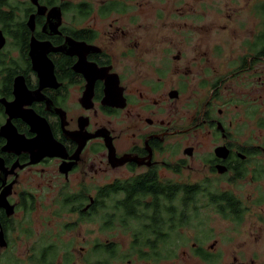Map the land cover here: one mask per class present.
I'll return each instance as SVG.
<instances>
[{
  "label": "flooded vegetation",
  "instance_id": "obj_1",
  "mask_svg": "<svg viewBox=\"0 0 264 264\" xmlns=\"http://www.w3.org/2000/svg\"><path fill=\"white\" fill-rule=\"evenodd\" d=\"M220 3L0 0V264H264V220H254L263 206L208 180L191 203L199 184L175 179L192 168L199 137L215 141L203 175L256 176L253 159L264 157L236 140L235 119L216 108L238 78L264 98L262 23L220 70L203 45L207 11L221 15ZM35 197L58 198L45 206L49 217L64 210L75 219L33 230ZM84 224L106 235L81 246L63 236Z\"/></svg>",
  "mask_w": 264,
  "mask_h": 264
},
{
  "label": "rangeland",
  "instance_id": "obj_2",
  "mask_svg": "<svg viewBox=\"0 0 264 264\" xmlns=\"http://www.w3.org/2000/svg\"><path fill=\"white\" fill-rule=\"evenodd\" d=\"M262 1L263 0H221L219 5L221 8V15L213 10L207 11V18L204 20L206 26L203 28L205 34L203 37V45L208 47V50L211 51L210 54L212 56L211 60L213 61V65L220 70H225L226 64L224 62L230 63V59L235 55L236 51L239 54L241 50L240 46L246 38L254 31L261 29L263 18H261L262 16H255L251 4ZM247 2L249 4H247ZM241 7H243V9L239 11ZM225 13L229 15L234 13V18L226 20L227 17ZM248 13L250 15L251 13H254V17L251 15L249 18ZM174 22L177 23L178 21L175 19ZM224 27L226 28L225 30H223ZM175 37L178 38L176 34ZM188 39H191L190 44H192L196 41V36H189ZM218 48L220 49L218 50ZM209 85L210 84L207 86V92L210 91ZM249 86H251V79L248 80L246 78H238L231 84H227L224 91H229L230 88H232L231 95L225 92L220 94L222 99L217 100L216 108H220L224 111L222 117L223 121L228 122L231 118L235 119V125L231 128V131L238 142L246 145H257L264 148V128L260 127V124H264V98L261 99L257 94L249 93V89H247ZM253 108L255 109V113L251 115ZM202 134L203 132H200L199 136ZM179 138L178 141L175 142V158L183 157L181 148L190 142L187 136ZM192 139L191 136L190 140ZM198 140L202 141V148H199V154L193 160H188L192 168L183 171V175L175 177V179L178 182H189L190 184H203V181L208 180V184L211 185V187L208 185V188H211L212 190L214 188L217 190H229L240 197L244 204L263 206L262 208L254 209V220H261L259 219V216L264 220V157L262 155H257L255 156V159H253L256 167V176L252 175L250 177L247 175V177L238 180H231V177H229V181L227 179L228 177L217 178L214 176L203 175L206 170L200 166V161L208 158L210 152H212L215 141L211 136H207L204 139L199 137ZM176 144L180 147L179 151ZM118 173H120V171H116L114 174L117 175ZM35 198L37 200L36 209L30 216V220L36 222L32 225L33 230L37 232L41 231L39 225L41 220L66 222L75 219L74 216L67 217V213H65L64 210H62L63 212L60 213L58 218H51L47 215L49 214V211L45 210V206H47L46 209H48L50 205L55 206L54 202L55 200H58L57 197H51L49 199H45L44 197ZM45 214L47 216H45ZM51 215L53 214L51 213ZM98 220L102 219L97 218V221ZM65 235H73L80 238L77 246H81L84 243H88V239L91 237L99 235L105 236L106 234L100 232L97 224H84L72 231L64 230L63 236ZM181 236L184 237L182 233ZM82 238L85 239L82 240ZM184 249H186L185 246L181 244L178 245V252H181Z\"/></svg>",
  "mask_w": 264,
  "mask_h": 264
},
{
  "label": "trees",
  "instance_id": "obj_3",
  "mask_svg": "<svg viewBox=\"0 0 264 264\" xmlns=\"http://www.w3.org/2000/svg\"><path fill=\"white\" fill-rule=\"evenodd\" d=\"M255 9H256L257 12L260 13V15L262 16L261 18H263V21H262V29H261V32H260V35H259L260 40H261L260 42H261V44H262V39H264V1L259 2V3L255 6ZM201 187H202L201 184L190 186V188H189V197H191V199H192V202H191V203H195L196 192H197V190L200 189ZM179 188H182V187L176 186V187H175V191H176V189H179ZM183 189H184V187L182 188V190H183ZM193 190H196V191L193 192ZM136 197H137V196H136ZM187 197H188V195L186 196L185 193H183V196L181 197V201H180V203H181L182 205L188 204ZM129 198H132V196L129 195ZM215 198H216V196L211 195V199H212V201H213ZM225 201H226V200H225ZM225 201H224V202H225ZM218 203H219V202H218V197H217V201H215V204H218ZM128 205H130V204H128ZM136 213L138 214L139 212H137V210H134V209H128L127 212H126L127 215L132 216L133 219H135V220L137 219Z\"/></svg>",
  "mask_w": 264,
  "mask_h": 264
},
{
  "label": "water",
  "instance_id": "obj_4",
  "mask_svg": "<svg viewBox=\"0 0 264 264\" xmlns=\"http://www.w3.org/2000/svg\"><path fill=\"white\" fill-rule=\"evenodd\" d=\"M39 11H40V13H42V12H43L42 8H40ZM33 145H34V144H33ZM190 150H191V149H187V150L185 151V153H186V154H189V153H190ZM215 155H216L217 157L223 156V155H224V154H223V148H222V147L216 148V149H215ZM219 172H221V170H219ZM0 200H1V199H0Z\"/></svg>",
  "mask_w": 264,
  "mask_h": 264
}]
</instances>
